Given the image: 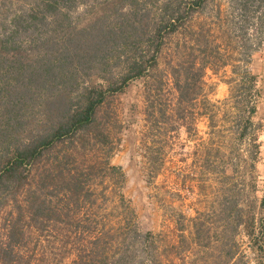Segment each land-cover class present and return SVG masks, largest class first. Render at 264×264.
I'll return each instance as SVG.
<instances>
[{"label":"trees","instance_id":"trees-1","mask_svg":"<svg viewBox=\"0 0 264 264\" xmlns=\"http://www.w3.org/2000/svg\"><path fill=\"white\" fill-rule=\"evenodd\" d=\"M29 10L26 15L13 14L11 28L0 34V80L5 76L12 79L0 81V214L5 215L0 227V264H61L67 259L69 264H135V244L149 258L147 263L155 264L156 255L150 249L154 234L137 231L133 211L120 192L123 173L108 160L117 141L115 110L108 108L114 93L128 80L144 77L146 119L152 117L171 129L183 126L186 132L194 128L191 123L196 111L193 114L192 107L199 108L204 98L206 65L190 61L182 67L177 61L171 63L174 57L169 53V61L159 67L160 31L166 28L168 38L176 36L178 23L185 21L181 22L183 8L164 1L163 12L152 21L148 34L143 29L131 40L136 44L144 39V48L131 42L134 51L121 63L116 61L117 70L111 74L108 61L119 59V55L111 54L109 42L123 38L116 27L100 32L92 54L79 53L68 44L70 48L67 43L78 32H69L62 48L39 51L33 59L21 56L25 42L30 47L39 41L54 42L51 34L29 33L26 41L19 39V22L30 20L27 16L37 9ZM185 25L191 29V19ZM190 33L182 43L188 50L198 44L199 36ZM92 59H97L94 71L102 82L89 81L77 88L78 74L89 75L86 63ZM187 71L192 79L185 77L179 83L182 72ZM227 84L223 100L229 102L234 121H240L237 135L249 138L255 152L256 134L249 131L257 94L255 75L244 69L237 80L229 79ZM164 85L174 90L173 102H165ZM75 89L71 102L69 95ZM23 107L30 109L27 115ZM165 114L167 121L158 120ZM207 118L210 124L211 117ZM252 216L239 221L232 213L230 237L241 225L254 244ZM199 238L200 227L193 223L190 239L195 242ZM226 243L223 262L236 264L235 242Z\"/></svg>","mask_w":264,"mask_h":264},{"label":"rangeland","instance_id":"rangeland-1","mask_svg":"<svg viewBox=\"0 0 264 264\" xmlns=\"http://www.w3.org/2000/svg\"><path fill=\"white\" fill-rule=\"evenodd\" d=\"M46 1L0 0V34L11 28L13 14L26 15L29 9H37L27 16L30 20L19 22V39L26 41L29 33L51 34L54 42L39 41L35 47L25 42L19 54L33 59L39 51L62 48L69 32L78 33L67 45L79 53L92 54L100 32L105 34L116 27L123 38L109 42L111 54L115 51L119 55V59L108 61L111 74L116 72L118 60L121 63L134 51L131 40L136 34L143 29L148 34L166 0ZM167 1L172 7L183 8L181 22L191 19L192 30L184 21L177 25L178 34L168 38V30L162 28L159 67L169 61V53L174 57L171 63L177 61L182 67L190 61L206 65L202 76L204 98L199 108L192 107L193 114L196 111L191 123L194 130L186 132L183 126L171 129L152 117L147 120L143 110L147 81L144 77L130 79L109 101L108 110L114 109L117 119L113 126L117 141L109 163L123 173L120 192L133 211L137 231L154 234L150 249L155 252V264H224L226 242L230 244L231 240L236 245V264H264V0ZM25 23L28 26L23 29ZM192 31L199 35L198 44L188 50L182 46L186 40L183 37ZM141 40L133 44L143 49L145 42ZM96 65L97 59L86 63L89 75L78 74L77 88L89 81L102 82L94 71ZM244 69L255 75L257 90L249 130L256 134L255 152L249 138L238 137L240 121H234L229 102L223 100L228 94L227 81L237 80ZM187 72H182L179 83L185 77L192 79ZM5 77L12 82L10 76ZM163 89L165 102H173L171 85ZM75 93L76 89L69 95L71 102ZM24 108L27 115L30 109ZM207 116L211 117L210 124ZM168 117L165 114L158 120L167 121ZM232 213L239 221L253 215L254 244L241 225L230 237ZM3 217L0 214V227ZM193 223L200 227V238L195 242L190 239ZM135 245V264H148L149 258ZM61 264H69V260Z\"/></svg>","mask_w":264,"mask_h":264}]
</instances>
